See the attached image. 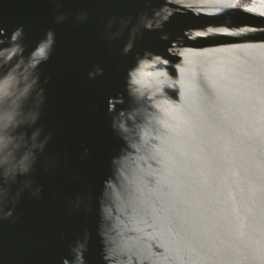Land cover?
Instances as JSON below:
<instances>
[{
  "label": "water",
  "instance_id": "obj_1",
  "mask_svg": "<svg viewBox=\"0 0 264 264\" xmlns=\"http://www.w3.org/2000/svg\"><path fill=\"white\" fill-rule=\"evenodd\" d=\"M0 264H264V0H0Z\"/></svg>",
  "mask_w": 264,
  "mask_h": 264
}]
</instances>
